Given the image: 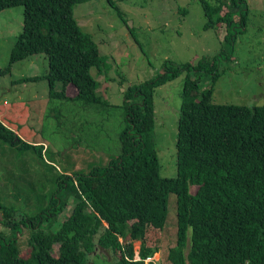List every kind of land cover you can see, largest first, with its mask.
<instances>
[{"label":"trees","instance_id":"16d2710c","mask_svg":"<svg viewBox=\"0 0 264 264\" xmlns=\"http://www.w3.org/2000/svg\"><path fill=\"white\" fill-rule=\"evenodd\" d=\"M89 1L0 0V12L23 9L22 31L0 76L10 74L15 63L43 54L46 74L21 82H47L51 106L65 101L83 109L98 103L99 82L91 69L106 73L108 57L73 18V8ZM197 2L204 30L217 34L223 26L227 31L234 24L245 26L247 0ZM181 74L177 174L168 179L160 176L152 138L153 96L157 87ZM208 74L210 86L203 88L201 80ZM218 77L213 56L196 64L168 62L161 75L129 86L123 93L120 153L87 170H58L54 163L63 156L45 145L43 128L26 141L18 134L19 125L0 119V149L10 165L17 162L18 172L7 169L4 179L14 194L18 186L28 191L24 201L30 195L35 200L32 215L17 217L18 208L1 194L0 264H90L98 250L110 255V264H143L131 261L134 242H140L142 259L158 252L145 244V237L150 228L162 230L169 195L176 198L177 227L169 264H264V105L214 104ZM68 86L76 90L74 97L66 95ZM59 110L49 109L57 120ZM26 158L36 168L33 173ZM71 197L76 203L70 215L53 231ZM24 234L23 255L18 238Z\"/></svg>","mask_w":264,"mask_h":264},{"label":"rangeland","instance_id":"374dc122","mask_svg":"<svg viewBox=\"0 0 264 264\" xmlns=\"http://www.w3.org/2000/svg\"><path fill=\"white\" fill-rule=\"evenodd\" d=\"M92 0L73 8V18L81 30L89 34L99 53L108 57L109 69L91 74L99 82L98 103L82 105L61 101L49 105L47 82H21L47 72L45 55L31 56L12 66L11 73L0 76V119H9L20 126L18 134L26 141L43 128L45 145L63 156L54 163L70 173L87 170L120 153L118 135L124 126L123 93L129 86L140 85L163 73L168 62L175 65L216 56L219 77L214 84V104L246 106L264 105V0H247L245 26L234 24L228 31L221 27L217 34L204 30L205 19L197 0ZM237 20V18H235ZM23 9L14 7L0 12V69L8 65L10 51L22 31ZM201 86H210L211 75H204ZM185 75L155 89L153 106L155 127L153 142L160 163L162 178H175L177 172V121ZM60 89V86H57ZM76 90L68 86L66 95L74 97ZM50 106V107H49ZM60 110L57 120L49 111ZM32 108L33 110H30ZM65 117V118H64ZM0 149V196L18 208L17 217L34 213V198L18 186L15 194L4 176L7 169L17 175V162L10 165ZM30 173L36 169L26 158ZM8 166L9 168H7ZM192 189V188H191ZM19 193V195L17 194ZM76 199L71 197L59 215L55 231L66 219ZM176 198L168 197V213L162 230L150 228L145 237L148 247H158L156 253L164 264L168 250L176 243ZM21 253L27 252L26 234L18 238ZM189 243V242H188ZM135 248L140 242H134ZM57 245L53 255H58ZM112 258L98 250L90 264H110Z\"/></svg>","mask_w":264,"mask_h":264},{"label":"built area","instance_id":"2783aa9c","mask_svg":"<svg viewBox=\"0 0 264 264\" xmlns=\"http://www.w3.org/2000/svg\"><path fill=\"white\" fill-rule=\"evenodd\" d=\"M131 261H133V262L142 261L143 264H164L156 253L153 254V256H151V257H147L145 259H142L140 257V254H139V248L136 249L135 244H134V254H133Z\"/></svg>","mask_w":264,"mask_h":264}]
</instances>
